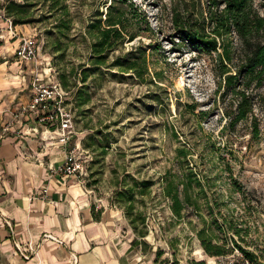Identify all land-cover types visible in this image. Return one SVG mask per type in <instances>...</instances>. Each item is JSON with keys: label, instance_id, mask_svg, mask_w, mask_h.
I'll return each mask as SVG.
<instances>
[{"label": "rangeland", "instance_id": "rangeland-1", "mask_svg": "<svg viewBox=\"0 0 264 264\" xmlns=\"http://www.w3.org/2000/svg\"><path fill=\"white\" fill-rule=\"evenodd\" d=\"M14 1L33 5L27 18L32 22L16 25L5 12L6 0H0V33L13 37L10 19L19 29L14 28V38L36 39L43 82L55 80L67 92L74 116L71 146L81 150L85 166L79 180L93 208L118 221L133 254L151 264H226V257L240 251L237 243L256 264H264V76L261 85L245 87L252 114L228 128L239 98L223 84L217 57L222 49L199 51L173 20L176 13L181 18L191 14V24L201 23L212 0H126L146 20L131 14L123 18L128 36L99 70L92 63V25L104 24L111 3L119 16L120 1L62 0L69 14L68 28L60 29L52 0ZM254 6L264 17L262 0ZM257 38L264 42V32ZM225 41L234 59L240 57L237 33ZM117 59L137 63L142 77L122 72L114 65ZM237 66L235 61L230 71L236 73ZM188 167L201 186L178 219L164 188L168 182L178 185ZM230 226L241 234L229 232ZM203 239L229 252L212 257Z\"/></svg>", "mask_w": 264, "mask_h": 264}, {"label": "crops", "instance_id": "crops-1", "mask_svg": "<svg viewBox=\"0 0 264 264\" xmlns=\"http://www.w3.org/2000/svg\"><path fill=\"white\" fill-rule=\"evenodd\" d=\"M3 37L0 264H151L133 254L134 245L123 236L111 214L93 208L92 198L79 178L62 177L56 172L65 154L50 132L28 115L17 117L31 97L33 67L14 58L10 62L8 56L11 52L14 55L20 39ZM29 243L37 247V253L24 260L19 245Z\"/></svg>", "mask_w": 264, "mask_h": 264}, {"label": "trees", "instance_id": "trees-1", "mask_svg": "<svg viewBox=\"0 0 264 264\" xmlns=\"http://www.w3.org/2000/svg\"><path fill=\"white\" fill-rule=\"evenodd\" d=\"M118 1L122 4V11L119 16L115 17L113 15L112 9L114 6L111 3L108 6L104 24L92 25V28L96 30L95 41L91 46L94 55L92 63L98 70L100 66L106 65L108 55L121 46L128 36L123 26V18L131 14L133 18L142 17V20H146V15L142 13L135 3L127 4L126 0ZM254 1L212 0L208 4V13H203L201 23L196 25L190 23L191 14L186 18H181L176 13L173 19L175 27L181 36L199 51L212 54L222 49V52L217 57L219 58V65L223 74V84L228 90L231 88L233 95L239 98L236 110L232 115H229L228 128H234L239 123L246 121L249 115L252 114V98L246 92L245 87L248 88L253 82L261 85L264 76V42L259 41L257 38L264 32V17L255 8ZM6 2L5 12L7 16L14 19L16 25L32 22L27 19L30 8L33 7L32 4L26 2L19 4L14 0H6ZM114 3H116V0ZM52 7V13L57 17V28H68L65 25V17L68 16L69 10L64 2L62 0H52ZM221 7H223L222 10L220 9ZM262 7L264 8V0H262ZM205 14L207 15L205 16ZM232 32L237 33L243 47V52L237 59H234L232 49L225 41ZM132 38L130 37V40ZM235 61H237L238 66L235 70L236 73H232L230 66L235 64ZM126 64L122 63L120 59H117L114 63L122 72H135L138 77H142V71L137 63ZM90 70L89 68L88 71ZM187 154L188 151H185L184 156ZM183 176L178 185L174 182H168L164 188V194L172 200V212L178 219L183 217V211L188 208V203L192 200V193L195 192V187L201 186L198 175L189 167L187 173ZM194 206L196 208L197 203H194ZM95 218L98 219L99 216H95ZM228 231L236 236L241 234V229L235 226H230ZM202 242L203 249L212 257L223 256L229 252V249L224 245L213 244L212 241L207 242L205 239ZM235 246L246 257L254 261L253 255L246 249L237 243H235ZM200 264L204 263L201 262Z\"/></svg>", "mask_w": 264, "mask_h": 264}, {"label": "built area", "instance_id": "built-area-1", "mask_svg": "<svg viewBox=\"0 0 264 264\" xmlns=\"http://www.w3.org/2000/svg\"><path fill=\"white\" fill-rule=\"evenodd\" d=\"M8 31L13 38L18 36L10 19ZM15 28V29H14ZM0 33V39H3ZM39 49L37 41L33 37L22 36L20 44L14 53V60L23 64H32L31 97L29 102L22 107L17 117L30 116L36 122L42 124L51 134V139L63 149L65 154L64 163L56 170L62 177L83 178L85 175L82 152L78 147H72L74 134L72 111L67 108V92L55 80L42 78V72L38 67ZM45 76V75H44ZM47 239H54L51 235H45ZM21 256L24 260L32 259L37 253V247L33 243L20 246ZM226 264H256L243 253L236 252L225 258Z\"/></svg>", "mask_w": 264, "mask_h": 264}]
</instances>
